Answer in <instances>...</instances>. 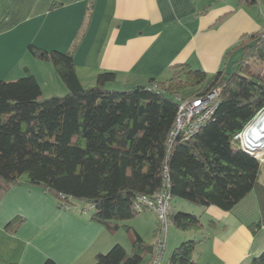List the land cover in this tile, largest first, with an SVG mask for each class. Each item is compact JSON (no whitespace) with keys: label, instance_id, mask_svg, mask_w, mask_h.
Returning <instances> with one entry per match:
<instances>
[{"label":"trees","instance_id":"16d2710c","mask_svg":"<svg viewBox=\"0 0 264 264\" xmlns=\"http://www.w3.org/2000/svg\"><path fill=\"white\" fill-rule=\"evenodd\" d=\"M80 39L79 33L67 51L29 47L54 64L67 86L65 95L45 97L29 70L17 79H0V193L22 182L39 186L60 207L83 202L92 220L116 231L121 221L148 209L141 198H154L167 175L172 199L199 207L230 210L255 190L261 215L251 227L261 228L264 162L240 149L234 135L264 108V70L256 68L264 67V25L244 34L211 76L179 63L170 78L128 89L107 86L116 80L112 71L101 72L93 86L81 83L74 62ZM235 51L239 55L231 59ZM214 90L218 106L202 127L171 137L180 102ZM169 220L182 231L203 228L194 212H170ZM129 232L131 252L116 243L98 253L93 264H141L145 253H154L155 244L131 227ZM197 243L182 241L172 251L171 264H199L193 256ZM43 264L58 263L49 258ZM250 264H264V252Z\"/></svg>","mask_w":264,"mask_h":264},{"label":"crops","instance_id":"0c3cea01","mask_svg":"<svg viewBox=\"0 0 264 264\" xmlns=\"http://www.w3.org/2000/svg\"><path fill=\"white\" fill-rule=\"evenodd\" d=\"M263 7L264 0H0V79H17L29 70L45 97L67 92L54 64L29 47L67 51L79 33L74 62L85 87L95 85L104 71L116 74L109 88L153 86V80L170 78L179 63L211 76L244 34L262 29ZM238 55L235 51L231 59ZM260 181L264 184V167ZM83 207H60L52 194L25 182L1 192L0 264H43L49 258L93 264L116 243L131 252L130 227L152 245L161 235L152 209L111 231ZM189 210L201 217L203 228L182 231L171 222L175 228L167 230L161 264H171L174 248L192 238L198 240L193 256L199 264H250L264 252V225L251 227L261 215L255 190L230 210L214 205ZM153 254L145 253L141 264Z\"/></svg>","mask_w":264,"mask_h":264},{"label":"built area","instance_id":"2783aa9c","mask_svg":"<svg viewBox=\"0 0 264 264\" xmlns=\"http://www.w3.org/2000/svg\"><path fill=\"white\" fill-rule=\"evenodd\" d=\"M218 95L219 92L214 90L206 96L182 100L178 108L171 137L179 133L189 135L198 131L204 122L212 116L218 106ZM254 127L256 128L254 129ZM257 139L263 140L261 146L256 144L257 141L254 142ZM234 141L240 149L245 152H254L256 158L264 161V108L259 110L252 120L234 135ZM168 180L169 178L166 175V183L163 189L154 198H141L142 205L156 212L161 231V235L155 243L154 254L148 264H161L163 260L172 202ZM137 207L142 208L141 204H138Z\"/></svg>","mask_w":264,"mask_h":264},{"label":"rangeland","instance_id":"374dc122","mask_svg":"<svg viewBox=\"0 0 264 264\" xmlns=\"http://www.w3.org/2000/svg\"><path fill=\"white\" fill-rule=\"evenodd\" d=\"M261 1V0H260ZM260 4H262V2H260ZM257 68V70H259V69H261V71L262 70H264L263 68V66L262 67H256ZM65 93L66 92H64V93H62V94H58V95H65ZM262 161V160H261ZM183 201V199H181V198H174V199H172V202H171V207H170V212L172 213V211H173V209H174V207L176 206V207H179L178 208V210L177 211H179V210H182V211H186V212H193L192 210H189V209H192V208H196V206H194V205H192L191 203H186L187 201H184L185 203V206L183 205V207H181L180 206V203L179 202H182ZM79 205L80 206H83L84 205V203L83 202H79ZM169 212V213H170ZM195 213V212H194ZM157 215V214H156ZM171 228H175L174 227V225H172L171 224V221L169 220V224H168V230L169 229H171ZM125 236V238H126V235H124ZM144 264V263H143Z\"/></svg>","mask_w":264,"mask_h":264},{"label":"bare ground","instance_id":"6f19581e","mask_svg":"<svg viewBox=\"0 0 264 264\" xmlns=\"http://www.w3.org/2000/svg\"><path fill=\"white\" fill-rule=\"evenodd\" d=\"M256 127H254L255 129ZM252 130V129H251ZM257 141V142H256ZM254 142H256V144H258L259 146H261V144L263 143V140L262 139H257V140H254Z\"/></svg>","mask_w":264,"mask_h":264},{"label":"water","instance_id":"95a60500","mask_svg":"<svg viewBox=\"0 0 264 264\" xmlns=\"http://www.w3.org/2000/svg\"><path fill=\"white\" fill-rule=\"evenodd\" d=\"M247 153L255 157L254 152H249V151H248Z\"/></svg>","mask_w":264,"mask_h":264}]
</instances>
